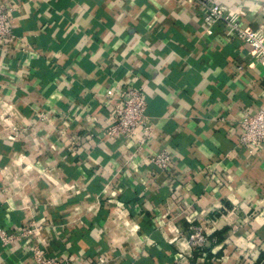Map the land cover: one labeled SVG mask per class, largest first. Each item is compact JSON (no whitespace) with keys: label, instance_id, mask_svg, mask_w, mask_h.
<instances>
[{"label":"crops","instance_id":"1","mask_svg":"<svg viewBox=\"0 0 264 264\" xmlns=\"http://www.w3.org/2000/svg\"><path fill=\"white\" fill-rule=\"evenodd\" d=\"M202 1L264 31V0H1L0 229L19 235L0 264H35L31 247L60 264H264V146L239 144L264 63L219 23L207 35ZM130 87L152 129L139 152L105 134V96Z\"/></svg>","mask_w":264,"mask_h":264},{"label":"built area","instance_id":"2","mask_svg":"<svg viewBox=\"0 0 264 264\" xmlns=\"http://www.w3.org/2000/svg\"><path fill=\"white\" fill-rule=\"evenodd\" d=\"M202 10L201 23L206 27V34L211 35V27L215 23L222 22L223 32L226 37L239 39L256 61L264 63V31L262 29H250L240 23L239 13L229 10L219 3H200ZM11 9L2 5L0 0V47L1 43L10 36L9 14ZM105 103L116 101L110 106V122L105 129L108 137L123 136L136 138L135 152H139L150 143L152 129L149 119L145 115L146 100L141 89L128 88L114 96L110 91ZM241 135L239 144L252 149L264 146V109L245 114L239 121ZM11 140H14L12 137ZM149 162L164 170L170 163V155L167 150L161 149L148 158ZM35 230L27 229L23 234L29 235ZM18 233H8L0 229V239L3 247L9 246L18 237ZM188 244L196 251L202 252L206 246V236L198 226L191 227V233L187 239ZM35 264H60L43 257L42 251L37 248H29ZM207 261V259L205 260ZM208 262V261H207ZM208 264V263H206Z\"/></svg>","mask_w":264,"mask_h":264},{"label":"rangeland","instance_id":"3","mask_svg":"<svg viewBox=\"0 0 264 264\" xmlns=\"http://www.w3.org/2000/svg\"><path fill=\"white\" fill-rule=\"evenodd\" d=\"M222 27H223V24H222V22H218ZM32 228H33V230H35V232L37 231V229L36 228H34L32 225L30 226V230H32ZM34 233V232H33Z\"/></svg>","mask_w":264,"mask_h":264}]
</instances>
